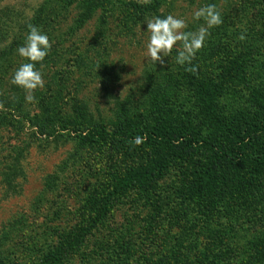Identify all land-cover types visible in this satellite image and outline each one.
<instances>
[{
    "label": "rangeland",
    "instance_id": "obj_1",
    "mask_svg": "<svg viewBox=\"0 0 264 264\" xmlns=\"http://www.w3.org/2000/svg\"><path fill=\"white\" fill-rule=\"evenodd\" d=\"M149 4L74 0L63 8L56 1L0 0V264H264V165L251 169L250 159L219 167L201 198L186 199L184 190L199 175L197 162H171L156 179L149 204L138 186L100 197L118 172L146 161L149 148L90 142L89 131H110L115 120L121 127H148L157 106L197 133L214 130L193 87L171 77L181 69L175 63L180 45L163 65L145 58L147 19L172 14L185 20L184 31H196L204 21L194 20V11L215 4L222 23L209 29L192 65L217 90L213 103L220 118L264 113L252 94L264 91V0ZM29 23L54 48L62 39L56 63L36 65L45 85L31 103L10 82L27 62L17 48ZM232 59L246 63L245 73L222 70ZM58 116L89 129L57 123ZM55 125L60 128L52 133ZM104 200L110 207L93 221L91 207ZM81 224L85 237L76 246L70 235Z\"/></svg>",
    "mask_w": 264,
    "mask_h": 264
},
{
    "label": "trees",
    "instance_id": "obj_2",
    "mask_svg": "<svg viewBox=\"0 0 264 264\" xmlns=\"http://www.w3.org/2000/svg\"><path fill=\"white\" fill-rule=\"evenodd\" d=\"M62 2V7L68 6L71 1L74 0H48ZM148 6L155 8L157 6V0H153ZM146 7V6H144ZM89 5L84 8L88 9ZM90 11L87 10L81 14L87 18ZM141 13H139L140 15ZM138 15V16H139ZM62 39H59L55 43V48L51 47L50 54L45 58V62L56 63V54L60 51V43ZM59 47V50H58ZM229 65H221L222 70L231 72L234 75L236 72L243 71L246 63L237 59L229 60ZM196 66V64H193ZM178 74L172 75L176 80L193 87L196 92V97L203 108L207 109L209 118H212L214 126L213 132L208 134L197 133L191 124H188L187 120L176 119L174 116L168 114L164 110H154L153 124L148 127H138L130 122L126 127H121V124L116 120L114 121L113 128L110 131L106 128H102L96 131H89L90 142L105 141L108 140V144L112 147L117 146L118 148H142V150L148 151V158L146 161L143 159L140 161H134V166L118 172L115 176V183L109 193L102 194L101 199L104 197L111 198V196H117L121 192L126 191L130 187L138 186L141 188V194L147 197V204L152 202L150 193L153 191L156 185V179L164 174L163 172L171 162H181L186 166H191L194 162L198 163L199 170L198 176H194L192 182L184 188L187 193L186 199L201 198L206 193L208 186H210L211 178L215 171L225 165L230 167L235 166L234 164L240 162L242 159H250L252 161L251 169L258 170L260 166L264 165V113L254 114L249 119H243L240 113L236 114L237 120H228L220 118L219 113L216 111V105L213 103L214 94L216 92L215 87L209 84L208 80H204L200 73L199 67L197 72H187L184 67L180 66ZM254 66L251 67V69ZM244 72V71H243ZM245 73V72H244ZM247 74H249L247 72ZM253 103L264 107V91L257 89L252 90ZM168 100L167 105L169 104ZM61 109L57 111L60 115ZM176 113V112H175ZM26 112L23 111V116ZM178 113H176L177 115ZM178 116V115H177ZM26 117V116H25ZM28 117V116H27ZM72 117L58 116V122L63 125L74 124L73 127L77 129L80 127ZM186 119V117H185ZM121 123V122H120ZM61 125V124H59ZM59 125H55L52 128V133L57 132L60 128ZM81 128V127H80ZM93 128V127H92ZM91 128V130H92ZM81 129L87 130L89 127H82ZM95 129V128H94ZM123 129V130H122ZM54 130V131H53ZM143 136L144 143L139 146H133L130 141L135 136ZM193 159H197L193 161ZM250 184V183H249ZM179 191V193L182 192ZM145 194H144V193ZM99 195V194H98ZM111 195V196H110ZM107 198V199H108ZM109 200V199H108ZM110 201H101L100 203H94L93 211H95V220L99 219L106 213L110 207ZM158 208V207H157ZM178 213V212H176ZM175 213V214H176ZM88 215V214H87ZM81 224L76 226V230L70 236L74 239L72 243L78 246L79 240L84 239V233L81 234V230L85 231L86 228ZM80 240V241H81ZM264 251V245L261 246ZM47 261H43L44 264ZM50 264H58V261H54Z\"/></svg>",
    "mask_w": 264,
    "mask_h": 264
},
{
    "label": "clouds",
    "instance_id": "obj_3",
    "mask_svg": "<svg viewBox=\"0 0 264 264\" xmlns=\"http://www.w3.org/2000/svg\"><path fill=\"white\" fill-rule=\"evenodd\" d=\"M151 0H137L139 4H149ZM194 20H203L196 31H184L187 23L184 19L178 18L172 14L166 16H153L146 21V30L148 39L145 45V58L152 64L165 63V57H168L173 48L179 44L175 56V63L184 67L187 72L196 73L197 66L192 65V60L196 57L205 45V40L209 36V29L219 26L222 23L220 11L215 4H207L198 8L193 13ZM28 32L25 35L22 46L17 48V54L27 62L21 63L11 76V84L23 89L26 93V102H34V91L43 88L45 81L42 73L37 69V63L42 62L48 55L52 44L46 33L31 23L27 25ZM246 37L241 34L239 39ZM3 105L0 104V108ZM143 136H135L130 143L133 146H139L144 143Z\"/></svg>",
    "mask_w": 264,
    "mask_h": 264
}]
</instances>
